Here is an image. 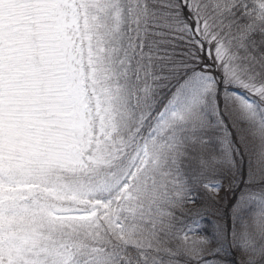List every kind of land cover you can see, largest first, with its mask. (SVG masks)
I'll use <instances>...</instances> for the list:
<instances>
[{
	"label": "snow or ice",
	"instance_id": "snow-or-ice-1",
	"mask_svg": "<svg viewBox=\"0 0 264 264\" xmlns=\"http://www.w3.org/2000/svg\"><path fill=\"white\" fill-rule=\"evenodd\" d=\"M0 264H264V0H0Z\"/></svg>",
	"mask_w": 264,
	"mask_h": 264
}]
</instances>
